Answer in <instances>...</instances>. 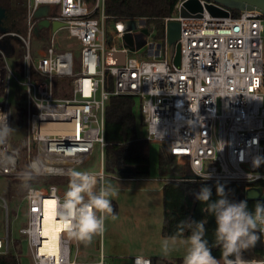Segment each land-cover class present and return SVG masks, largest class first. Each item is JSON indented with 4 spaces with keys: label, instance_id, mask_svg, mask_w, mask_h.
<instances>
[{
    "label": "built area",
    "instance_id": "obj_1",
    "mask_svg": "<svg viewBox=\"0 0 264 264\" xmlns=\"http://www.w3.org/2000/svg\"><path fill=\"white\" fill-rule=\"evenodd\" d=\"M187 1L193 0H178L174 15L164 20L162 43L147 31V58L123 46L124 35L135 43L148 29L145 20H112L115 33L108 37L105 0H93L90 6L85 0H26L25 13L15 23L16 28L21 25V33L6 29L9 21L0 20V113L6 114L10 126L11 80L21 87L25 109L23 169L19 170L18 152L10 148L8 135L0 149L15 152L16 158L0 165V178L20 175L38 159L44 169L38 176L67 179L61 184L31 186L17 205L13 222L21 223L17 232L26 242L31 264H77V247L72 259L76 240L69 239L62 227L59 204L67 189V173L85 164L96 144L101 169L98 174L88 172L100 180L106 177L104 112L112 95L136 97L145 139L166 146L170 157L187 165L190 178L174 179L203 181L201 174L210 172L207 182L243 184L246 191L256 190L264 200V165L253 169L250 164L253 156L264 155V16L255 10L234 15L230 8L208 0H194L201 10L191 12L184 6ZM44 5L52 6L42 18L49 26L36 37L33 31L42 19L32 17ZM168 20L180 24L178 68L165 42ZM130 22L133 29H119L118 23ZM53 24L60 26L53 29ZM60 31L69 41L66 47L60 44ZM33 38L45 48L33 52ZM116 39L122 43L119 49L112 43ZM17 46L23 53L15 75L8 59ZM112 53L117 54L114 62L109 61ZM57 92L62 96H56ZM0 212V254H5L11 229L2 196ZM48 214L59 227L56 244L51 245L55 253L46 249ZM248 261L264 264V256ZM131 264L151 261L135 256Z\"/></svg>",
    "mask_w": 264,
    "mask_h": 264
},
{
    "label": "trees",
    "instance_id": "obj_2",
    "mask_svg": "<svg viewBox=\"0 0 264 264\" xmlns=\"http://www.w3.org/2000/svg\"><path fill=\"white\" fill-rule=\"evenodd\" d=\"M85 1L89 6L93 2V0ZM25 3L26 0H0V9L3 10L4 14L14 13L16 15L14 19L7 23L6 29L14 30L15 23L19 22L25 13ZM177 3L178 0H105L104 10L108 17L107 23L112 20L144 19L148 28L147 31L152 32V38L162 43L164 39V20L174 15ZM231 10L234 15L239 14V10ZM38 48H45V44H42L39 39L32 40L33 52ZM18 52L20 55L23 53V49L19 46ZM60 92L55 93L56 96H62ZM136 105H139V111L137 112H135ZM20 106L23 108L21 111L11 105L10 127L14 130L9 134V144L12 135L16 131L20 134L22 149L17 151L21 162L19 170L23 169L22 162L24 160L25 109L22 95ZM16 118L19 119V124H17ZM138 120L142 122L140 103L136 97L112 95L108 98L104 112V174L117 175L123 179H145L149 176L148 141L145 138H140L137 134L136 123ZM174 163L175 159L168 155L166 146H162L157 155L158 172L160 175L171 176V179L164 182L161 189L163 217L161 235L163 238H167L174 233L177 221L184 218L200 220L206 215L203 205L195 201L192 195L194 191L199 190L201 183L212 186L213 199L215 198V184L220 183L225 186L226 191L230 192L231 198L247 200L250 209L257 200H261L259 198H246V186L239 183L176 180L173 177L176 173L180 177L190 178V171L186 164L182 165L178 169L179 171H175ZM1 179L0 196L5 200L6 197L14 200L23 197L26 189L21 186L20 175L2 177ZM63 181L65 180L61 178L36 176L30 184L31 186L61 184ZM112 206L114 215L116 203L113 202ZM214 226V220L209 217L205 227L208 230L210 241L211 230ZM13 247H15L14 243ZM212 254L218 258V249H213ZM244 256L246 260L262 259L264 256V241H258L255 248L246 251ZM0 264H19L14 248H9L7 253L0 254ZM151 264H153L152 261ZM163 264H182V258L164 261Z\"/></svg>",
    "mask_w": 264,
    "mask_h": 264
},
{
    "label": "clouds",
    "instance_id": "obj_3",
    "mask_svg": "<svg viewBox=\"0 0 264 264\" xmlns=\"http://www.w3.org/2000/svg\"><path fill=\"white\" fill-rule=\"evenodd\" d=\"M13 130L7 124L6 114L0 113V145L6 143ZM15 158V152L9 154L6 148L0 149V165L12 163ZM250 164L251 168L259 169L264 165V155L253 156ZM43 170L40 161L33 160L20 173L21 186L30 189V182ZM67 175V189L59 204L62 227L69 239L87 242L103 232L106 217L113 214L110 197L117 195L118 190L110 181L100 180L86 170L74 169ZM201 175L203 181L211 179L210 172ZM192 195L203 205L206 215L200 220L177 221L174 233L161 244L162 253L174 251L176 241H180L184 245L182 264H249L244 253L255 248L258 241H264V200H257L250 209L247 200L231 198L220 183L215 184L214 199L212 186L206 183H201ZM209 217L215 225L211 241L205 227ZM213 249H218V258L212 254Z\"/></svg>",
    "mask_w": 264,
    "mask_h": 264
},
{
    "label": "rangeland",
    "instance_id": "obj_4",
    "mask_svg": "<svg viewBox=\"0 0 264 264\" xmlns=\"http://www.w3.org/2000/svg\"><path fill=\"white\" fill-rule=\"evenodd\" d=\"M17 31L20 32L19 30ZM106 32L108 33V37L115 33L114 21L108 23ZM59 36L60 41L62 42L60 44H63L62 46L66 47L68 43L65 42L69 41H66L65 39V32L60 31ZM112 43L116 49H119L122 44L120 39L113 40ZM145 51L146 47H143L138 51L139 53L136 56L147 58ZM75 57H77V53H75ZM8 61L14 74H18L17 66L21 63V55L18 52V46L16 47L15 54L9 57ZM9 102L12 106L17 107V110H23L20 106L21 87L13 80H11L10 84ZM137 111H139V105H136L135 107V112ZM16 121L17 124H19L20 121L18 118H16ZM136 126L138 136L140 138H145L146 128L143 123L138 120ZM10 147L17 151L22 149L20 134L18 131L12 135V139H10ZM161 147L162 145L159 143L148 142L147 149L150 161V172L147 178L123 179L117 175H105L106 177L104 180L110 181L112 186L118 190L117 195L110 197L112 203H116L115 214L106 217L103 232L94 235L90 241H76V244L72 242V259L74 258V250L76 247L79 251V255L76 256L77 264H94L93 262L99 259L100 252L104 253V264H111L114 258H120L123 256L122 254L124 252L131 256L138 252L162 253L161 244L165 238L161 235L163 222L161 189L164 182L171 179V176L160 175L158 172L157 155ZM173 166L175 171H179L178 169L182 166V163L175 161ZM100 169V150L96 144L92 155L87 162L76 167V170H86L98 174ZM175 176H178L177 173ZM61 179L65 180L63 182L67 181L65 178ZM1 183L2 179L0 178V187ZM6 201L10 213V248H14L19 264H31L26 242L17 232V228L21 223L13 222V218L17 212V205L20 203L21 199L14 200L6 197ZM22 204L24 206L25 202ZM18 214L22 215V212H18ZM2 220L3 217L0 212V226ZM13 243L15 247H13ZM179 243L181 242L176 241L174 251L166 256L169 257L170 254L171 256L172 254H177L174 255V257H180L184 253V245ZM156 264H163V260L157 259Z\"/></svg>",
    "mask_w": 264,
    "mask_h": 264
},
{
    "label": "water",
    "instance_id": "obj_5",
    "mask_svg": "<svg viewBox=\"0 0 264 264\" xmlns=\"http://www.w3.org/2000/svg\"><path fill=\"white\" fill-rule=\"evenodd\" d=\"M215 3H218L222 6H225L230 9L234 10H255L259 12L262 16H264V0H208ZM184 6L188 8L191 12L200 11V7L198 4L193 1H187L184 3ZM52 9V6L44 5L40 6L36 9V11L33 14V20L36 19H42L45 18L47 15H49L50 11ZM185 12L182 10L181 15H184ZM4 17L3 10L0 9V19ZM49 26V22L46 19L40 20L33 33L37 37L39 34V31L42 28H47ZM59 24H53V29H56L59 27ZM128 29H133L134 24L133 22H130L129 25H127ZM147 33V30H142L141 34L136 39L135 43H131L129 41V35L126 34L123 36V46L126 48H129L131 51H138L142 49L145 44V35ZM180 36V24L176 20H168L165 23V42L168 49L173 51V57H172V64L178 68L180 64V53H179V44L177 43ZM157 54V53H156ZM170 58V57H168ZM245 197L248 199H257L258 198V192L256 190L250 189L245 192Z\"/></svg>",
    "mask_w": 264,
    "mask_h": 264
},
{
    "label": "crops",
    "instance_id": "obj_6",
    "mask_svg": "<svg viewBox=\"0 0 264 264\" xmlns=\"http://www.w3.org/2000/svg\"><path fill=\"white\" fill-rule=\"evenodd\" d=\"M15 14L14 13H6L4 14V17L0 20H6V22L8 21H11L12 19L15 18ZM22 19V18H21ZM20 30L21 27L18 26V28H16V26L14 27V30ZM77 241V240H76ZM179 244H182V243H179ZM181 249V248H180ZM178 250V249H176ZM82 253V252H81ZM77 255H79V251L77 250ZM123 256H121L120 258H114L111 262V264H131L132 262V258L135 257V256H143L145 258H148L152 261L153 264H156V261L157 259H161L163 260V263L164 261H168V260H172L174 258H182L183 257V254L180 256V257H174V255H177V254H170V256H166L165 254H162V253H157V252H138V253H134L132 256L130 254H125V252L122 254ZM168 257V258H167ZM104 253L103 252H100L99 254V259L96 261H94L93 263L94 264H98L100 261L102 262V264H104Z\"/></svg>",
    "mask_w": 264,
    "mask_h": 264
},
{
    "label": "bare ground",
    "instance_id": "obj_7",
    "mask_svg": "<svg viewBox=\"0 0 264 264\" xmlns=\"http://www.w3.org/2000/svg\"><path fill=\"white\" fill-rule=\"evenodd\" d=\"M118 27L120 30H124L127 28V23H118ZM114 60L115 61L117 60V54L116 53H112L109 55V61L114 62ZM58 228L59 227L53 223L51 216L48 214L47 221L45 224V233L49 237V239H48L49 245L46 248L47 252L55 253V251L53 250L51 245L55 246V244H56L55 243V237H56V233H57Z\"/></svg>",
    "mask_w": 264,
    "mask_h": 264
}]
</instances>
